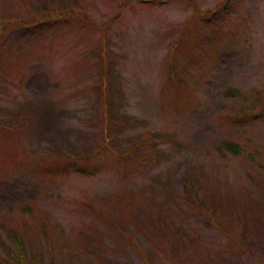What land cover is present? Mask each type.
Listing matches in <instances>:
<instances>
[{
	"label": "rangeland",
	"instance_id": "1",
	"mask_svg": "<svg viewBox=\"0 0 264 264\" xmlns=\"http://www.w3.org/2000/svg\"><path fill=\"white\" fill-rule=\"evenodd\" d=\"M16 260L264 264V0H0Z\"/></svg>",
	"mask_w": 264,
	"mask_h": 264
},
{
	"label": "trees",
	"instance_id": "2",
	"mask_svg": "<svg viewBox=\"0 0 264 264\" xmlns=\"http://www.w3.org/2000/svg\"><path fill=\"white\" fill-rule=\"evenodd\" d=\"M226 149L228 152L234 154V155H239L242 154V150L238 147V146H233V145H225ZM89 160V159H88ZM251 160H253L251 158ZM11 238L14 240L15 246L18 250V252L22 255L24 252V244L22 243V241L16 237V236H11ZM17 264H23L22 260H16Z\"/></svg>",
	"mask_w": 264,
	"mask_h": 264
}]
</instances>
